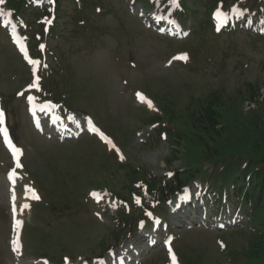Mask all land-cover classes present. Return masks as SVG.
<instances>
[{
    "label": "rangeland",
    "instance_id": "374dc122",
    "mask_svg": "<svg viewBox=\"0 0 264 264\" xmlns=\"http://www.w3.org/2000/svg\"><path fill=\"white\" fill-rule=\"evenodd\" d=\"M136 1L61 0L52 6L56 23L47 25L49 33L38 22L48 8H21L18 14L12 8L17 2L0 4V107L9 113L22 165L14 168L0 136V264H66L65 258L67 264H102L117 251L120 264L128 258L118 261V254L127 248L141 252L138 262L126 264H172L173 254L176 264H264V208L255 212L252 205L264 196L258 201L259 193L249 189L253 202L240 206L237 184L215 185L249 175L245 152L250 155L253 138L264 133V32L236 20L217 30L211 2L181 0L186 16L173 19L181 30L172 36L155 21L171 0H158L161 6ZM9 13L27 37L28 57L46 61L44 71L34 74L11 41L14 32L1 26ZM43 32L44 53L36 55L31 47ZM184 54L186 59H174ZM36 75L39 89L29 88ZM32 95L52 100L44 135L29 116L25 97ZM208 102L216 115L208 127L214 138L207 141L220 161L203 155L190 187L159 203L144 192L140 177L153 186L151 176L161 181L187 170L191 148L199 147L193 132L204 131L200 117H207ZM89 118L115 148L83 133ZM52 119L63 120L74 139L50 138L58 127ZM237 147L243 156L227 158ZM28 187L39 199L31 198ZM13 195L18 215L10 212ZM246 198L245 191L240 203ZM148 202L150 218L144 216ZM25 203L30 207L21 211ZM232 217L237 225H226ZM153 231L159 243L151 245L145 235L151 238Z\"/></svg>",
    "mask_w": 264,
    "mask_h": 264
},
{
    "label": "trees",
    "instance_id": "16d2710c",
    "mask_svg": "<svg viewBox=\"0 0 264 264\" xmlns=\"http://www.w3.org/2000/svg\"><path fill=\"white\" fill-rule=\"evenodd\" d=\"M18 3V7L13 6L12 8L15 9V11H18V14L22 12V9H26V7H29V0H12ZM58 4L60 3L61 0H57ZM181 1V0H180ZM212 3V6L215 8H221L223 9L228 15H230L235 9H240L242 13L244 14L243 17H248L252 16L256 19L262 20L264 22V0H207ZM165 10H170V13H175L177 10L182 9L179 12V16H186L184 13V6L183 3H179L176 6L173 5H166ZM181 12V13H180ZM212 100H209L211 102ZM208 102V103H209ZM206 105L205 113L207 115L204 116V119L201 121L202 116L200 117V123L202 127L204 128V131H196L193 132V138H195V142H197L198 146H195L194 148H191V155L190 160H187V170L183 171H177L173 177L166 176V178H163L161 181L160 179H157L155 176H151L153 180V186H151L148 183L146 184L145 180V175L140 177V184L143 187H146L150 193H152V196L157 202L164 203L167 201V199L171 198L174 196L177 192H179L185 185L193 182L196 178V175L198 176L200 173L199 170V161L203 160V155L207 158H213L215 161H220L219 155L216 154V150L214 151V148L211 147L209 142L207 141V137L209 136L211 139L214 138L212 133L209 132L208 127H209V122L212 121L213 116L216 115L215 110L212 109L211 105L212 103H209ZM263 134V135H262ZM260 136H256V141L254 140L255 137L253 138V142L250 143V148L252 149V152H250V155H247V152H245L246 156L244 159L249 162V175L247 176L244 174V176L238 177V178H232V179H224L220 181L219 184H215L216 186L218 185H226L227 183L232 184V182H235L236 179L243 181L241 185L239 186V190L241 191L242 188L244 187V190H246V195L248 197V185H244L245 183H249L251 187H253V191L257 192V200L263 199L264 192V148H261L262 145H264V140H261V138L264 139V133H262ZM208 142L205 144V142ZM260 141V142H259ZM263 141V143H261ZM262 145H261V144ZM205 144V145H203ZM237 150L234 149V151L231 150L229 152L230 154L227 155V158L229 159H234L236 155L238 157L243 156L242 151L237 147ZM263 149V150H262ZM178 151V149H177ZM224 157L223 161H226L227 159ZM243 159V160H244ZM198 162V163H197ZM198 165V166H197ZM233 165L229 164L228 169L232 168ZM137 171V170H136ZM186 171V172H185ZM197 173V174H196ZM235 173V172H234ZM237 173H235L236 175ZM244 185V186H243ZM260 187V189L258 188ZM143 187V188H144ZM248 188V189H247ZM211 190V189H210ZM243 190V191H244ZM260 191V192H259ZM154 200V201H155ZM261 201L260 203L254 202V210L255 212L259 210L260 208H264V202ZM261 204V205H260ZM254 214V213H253ZM126 216H124L125 219Z\"/></svg>",
    "mask_w": 264,
    "mask_h": 264
},
{
    "label": "snow or ice",
    "instance_id": "6c2138e0",
    "mask_svg": "<svg viewBox=\"0 0 264 264\" xmlns=\"http://www.w3.org/2000/svg\"><path fill=\"white\" fill-rule=\"evenodd\" d=\"M171 2H172L173 4H175V3H176V0H171ZM3 3H4V0H0V4H3ZM4 14H5V13L3 12V10L0 9V15H4ZM9 14H10V13H9ZM215 16H216L217 20L220 22V24H224V23L227 22V14H226V13H224V12H222V11H220V10H217V12L215 13ZM49 22H50V21H49ZM13 27H15V26H13ZM217 30H219V25H218ZM40 48L43 49V48H44V45H40ZM21 50L25 52V57L29 60V63H30L31 65H33V72H34V74H35L36 71L38 70V67L42 64V61H40V60H38V59H32V58L28 57V55H27V51H26V49L24 48L23 45H21ZM186 58H187L186 54H184V55H182V56L174 57V59H186ZM43 66H44V67H47V65H43ZM40 79H41V77H40L39 75H36V76H35V80H34V82H33L32 84L29 85V88H37V89H39V82H40ZM137 96H138V98H139L142 102H146L147 105H148V107H150V108L153 107L152 101H151V100H147V99L144 97L143 94H141V93H137ZM28 99H29V101H35V97H33V96H29ZM50 103H51V102H48V103L45 104V105H40L41 109L43 110V108L50 106ZM34 106H35V105H34ZM4 122H5V112H4L3 109H0V132L3 133V137H4L5 142H6V143L8 144V146L12 149V152H13L14 156L17 157V167H21L22 165H20V164H19V161H18V157H19V155L21 154V149L18 148V147H16L14 144H12L11 140L9 139L8 129H7L6 127L3 126V125H4ZM89 123H91V121H89ZM92 131L99 133L100 137H101L102 139H104V140H105V141H106L111 147H113V148L116 147V146L112 143V141L109 140L108 137H106V136L104 135L103 132H100V130H99L98 128H96L95 126H92ZM117 151H119V150L117 149ZM121 158H123V157H121ZM15 175H16L15 170H12V172H11V176H12V177H15ZM169 175H171V173H169ZM27 192L31 194V198H32V199H39V196L36 194V192H35L34 189L28 187ZM105 194H106V193H105ZM91 195H92L93 197H95V198L97 199V201H99V200L101 199V194L98 193V192H92ZM136 200H137V203L140 202V201H139V197H137ZM13 202H14V203H13V212L15 213V211H16V206H15V195H13ZM29 207H30V205L27 204V203H25V204L21 205V211H23V209H27V208H29ZM147 215H148L149 217H151V216H152V213H151V212H148ZM15 223H16V226L19 227V226L22 224V221H20V220H16ZM157 223H158V221H157ZM141 226H143V221L141 222ZM13 243L16 245V248H15L14 250H18L19 247H20V245H19V241L16 240V241H13ZM222 246H223V245H222ZM169 251L171 252V249H169ZM65 261H66V264H67V258H65ZM45 264H47V261H45ZM172 264H176V256H175L174 254L172 255Z\"/></svg>",
    "mask_w": 264,
    "mask_h": 264
},
{
    "label": "bare ground",
    "instance_id": "6f19581e",
    "mask_svg": "<svg viewBox=\"0 0 264 264\" xmlns=\"http://www.w3.org/2000/svg\"><path fill=\"white\" fill-rule=\"evenodd\" d=\"M151 241L154 243L155 240L154 238L151 239ZM159 243L158 241L155 242V244ZM129 251L133 252L132 254L129 253ZM141 251H137L136 249H130V248H127V249H124L123 251H121L118 255L120 256L118 258V261H120L121 259L123 258H128L129 262L132 260H137L136 257L139 256ZM121 258V259H120ZM120 264H126L125 262H119Z\"/></svg>",
    "mask_w": 264,
    "mask_h": 264
}]
</instances>
